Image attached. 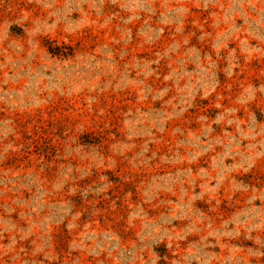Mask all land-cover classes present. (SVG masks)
Returning a JSON list of instances; mask_svg holds the SVG:
<instances>
[{"label":"rangeland","instance_id":"obj_1","mask_svg":"<svg viewBox=\"0 0 264 264\" xmlns=\"http://www.w3.org/2000/svg\"><path fill=\"white\" fill-rule=\"evenodd\" d=\"M0 264H264V0H0Z\"/></svg>","mask_w":264,"mask_h":264},{"label":"trees","instance_id":"obj_2","mask_svg":"<svg viewBox=\"0 0 264 264\" xmlns=\"http://www.w3.org/2000/svg\"><path fill=\"white\" fill-rule=\"evenodd\" d=\"M50 51H52V50H50ZM51 53H52V54H56V53H55V52H53V51H52Z\"/></svg>","mask_w":264,"mask_h":264}]
</instances>
